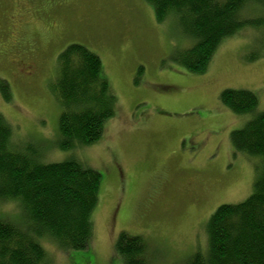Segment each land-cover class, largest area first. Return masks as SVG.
Returning a JSON list of instances; mask_svg holds the SVG:
<instances>
[{"label":"rangeland","instance_id":"374dc122","mask_svg":"<svg viewBox=\"0 0 264 264\" xmlns=\"http://www.w3.org/2000/svg\"><path fill=\"white\" fill-rule=\"evenodd\" d=\"M257 8L243 17H258ZM71 44L99 57L115 113L96 143L63 151L50 87ZM191 46L173 16L157 22L145 0H0V80L11 97L0 94V114L14 143L42 164L74 159L101 176L88 248L39 238L47 264H124L121 232L144 239L154 264H183L205 249L210 215L251 195L261 160L235 153L230 135L252 115L232 114L220 94L252 92L264 112V30L224 39L199 75L170 59ZM0 220L20 226V206L0 199Z\"/></svg>","mask_w":264,"mask_h":264},{"label":"trees","instance_id":"16d2710c","mask_svg":"<svg viewBox=\"0 0 264 264\" xmlns=\"http://www.w3.org/2000/svg\"><path fill=\"white\" fill-rule=\"evenodd\" d=\"M157 22L173 16L192 46L170 58L190 74H203L220 43L244 28L264 30V0H145ZM258 17H243L247 6ZM261 13V14H260ZM51 92L60 107V150L96 143L114 116L115 97L97 55L80 44L68 45L57 57ZM8 103L9 86L0 80ZM221 104L234 115L251 114L233 131L235 153L261 160L251 195L238 204L220 205L205 224L206 247L183 264H264V112L246 90H224ZM10 124L0 114V199L13 200L23 213L19 225L0 220V264H47L37 239L47 237L60 249L84 251L92 236L91 214L98 203L100 174L74 159L42 164L35 150H20ZM12 138V139H11ZM115 251L124 264H154L139 236L121 232Z\"/></svg>","mask_w":264,"mask_h":264}]
</instances>
